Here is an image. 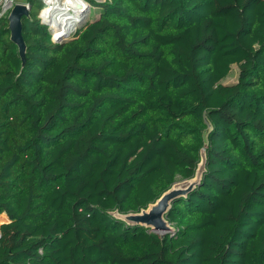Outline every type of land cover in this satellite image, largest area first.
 Wrapping results in <instances>:
<instances>
[{
    "label": "trees",
    "instance_id": "1",
    "mask_svg": "<svg viewBox=\"0 0 264 264\" xmlns=\"http://www.w3.org/2000/svg\"><path fill=\"white\" fill-rule=\"evenodd\" d=\"M27 1L25 61L0 17V264H264V0H111L60 42ZM202 149L172 232L112 213Z\"/></svg>",
    "mask_w": 264,
    "mask_h": 264
},
{
    "label": "water",
    "instance_id": "2",
    "mask_svg": "<svg viewBox=\"0 0 264 264\" xmlns=\"http://www.w3.org/2000/svg\"><path fill=\"white\" fill-rule=\"evenodd\" d=\"M8 30L10 32V40L14 42L20 51V54L25 61L26 42L23 36V23L25 19L31 18V7L22 2H17L10 10L8 16ZM67 36V35H66ZM57 39L56 42H60ZM196 174L188 183L183 186H172L170 189L165 191L158 200L150 204L147 208L142 209L139 212H130L121 215V218L132 224H139L150 228L154 231H169L172 227L170 222L166 219L171 203L189 192L199 182L201 175L204 171L205 156H201Z\"/></svg>",
    "mask_w": 264,
    "mask_h": 264
},
{
    "label": "built area",
    "instance_id": "3",
    "mask_svg": "<svg viewBox=\"0 0 264 264\" xmlns=\"http://www.w3.org/2000/svg\"><path fill=\"white\" fill-rule=\"evenodd\" d=\"M17 0H10V3H8V0H0V17L3 16H8L10 10L13 8V6L17 3ZM83 1L85 4H88L90 2H87L86 0H81ZM43 2V6L40 10V16L41 18V23L43 25L50 23L47 20V14L45 15V12H43V10L45 8H47L49 3H54L56 5V7L58 8L57 12L59 14V17H61V19H59V21L57 23H51L52 25L47 26L49 29V34L51 36V39L56 42L57 39H60L62 37L61 40H65L66 38H68L71 35H74L78 28L80 27V25L83 22L84 17L81 16L82 11L85 8H78L77 4L78 1L76 0V2H72L71 0H42ZM25 4H27L29 7H31L30 3L26 0V2H23ZM90 4H88L89 6ZM59 8H62V11H59ZM67 21H70V24H66ZM59 28V32L56 35L54 33V31L56 29ZM67 35V36H66ZM6 214V213H4ZM7 215V214H6ZM1 220H0V224H1ZM0 237H1V229H0Z\"/></svg>",
    "mask_w": 264,
    "mask_h": 264
},
{
    "label": "rangeland",
    "instance_id": "4",
    "mask_svg": "<svg viewBox=\"0 0 264 264\" xmlns=\"http://www.w3.org/2000/svg\"><path fill=\"white\" fill-rule=\"evenodd\" d=\"M86 1L90 2V3H88L90 5L87 6V10L84 9L81 13V16L84 17L82 24H84L85 22H88V21H93L96 17L100 16V14L103 12L104 3L110 2L111 0H86ZM16 2H22L23 3V2H26V0H17ZM41 8L38 9V7L35 6L33 8V11H32L33 13L38 12L37 16H38L40 22H42L41 21L42 18H41L40 13H39ZM45 25L50 26L52 24L47 23ZM237 70H238V67L236 65H234L232 73L230 74V76L228 78L225 79L226 83L234 82L237 79ZM205 137H206V134H205ZM201 156H205L204 149H202V151H201ZM188 181H190V180H183L181 178H178L176 183L174 184V186H176V187L177 186H183V185H185V183H188ZM112 213L114 215H117V216L123 215V214L119 215L117 212H112ZM170 225L172 228L169 231H156V232H158L159 234L172 232L174 230V226L172 224H170Z\"/></svg>",
    "mask_w": 264,
    "mask_h": 264
},
{
    "label": "bare ground",
    "instance_id": "5",
    "mask_svg": "<svg viewBox=\"0 0 264 264\" xmlns=\"http://www.w3.org/2000/svg\"><path fill=\"white\" fill-rule=\"evenodd\" d=\"M71 1L73 3L76 2V0H71ZM77 1H78V4H77L78 8H82L83 7V8H85V10H87L88 4H85L81 0H77ZM9 3H10V0H8L7 4H9ZM47 6L48 7L43 10V12H45V15L47 14V16H46L47 20L50 23H57L59 21V19H61V17H59V14L57 12L58 8L56 7V5L54 3H49ZM62 10H63L62 8H59V11H62ZM66 24H70V21H67ZM58 32H59V28L54 31V33L56 35L58 34Z\"/></svg>",
    "mask_w": 264,
    "mask_h": 264
},
{
    "label": "crops",
    "instance_id": "6",
    "mask_svg": "<svg viewBox=\"0 0 264 264\" xmlns=\"http://www.w3.org/2000/svg\"><path fill=\"white\" fill-rule=\"evenodd\" d=\"M0 220L2 223H4V222H8L9 218L6 214L2 213L0 214Z\"/></svg>",
    "mask_w": 264,
    "mask_h": 264
}]
</instances>
